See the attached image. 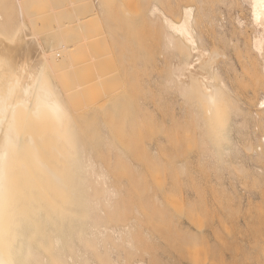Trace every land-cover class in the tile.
Instances as JSON below:
<instances>
[{"label":"bare ground","instance_id":"bare-ground-1","mask_svg":"<svg viewBox=\"0 0 264 264\" xmlns=\"http://www.w3.org/2000/svg\"><path fill=\"white\" fill-rule=\"evenodd\" d=\"M93 1V9L97 13L101 10L102 1ZM149 2L152 3L148 5V9L146 8L148 16H142L149 17L152 21H156V24L158 22L155 27L158 26L163 32L162 49L167 55L165 56L168 66L167 63L164 64L167 67L164 66L162 75L157 69L150 78H143L144 84H141L143 89L147 88L146 90L148 87H157L160 81H162L161 85H158L161 86L160 88H163L162 85L168 87L166 88L168 106L165 110L168 111L169 108L172 123L171 161L167 168L169 178L172 177L171 180L174 179L176 184L177 175H199L200 171L208 169L213 174L207 173L214 178L212 181L218 182V179L220 181L223 179L221 182L225 187L229 185L228 188L235 186L241 188V185H245L247 188L249 186L244 184L245 182L242 183L246 176L241 173H249V175L254 173L255 178L252 177L254 174L249 177L256 180L255 186L259 183L256 187L264 189V0H151ZM35 4V0H3L0 4V264H145L142 258H135L140 253L137 249L140 245L136 247L139 243L135 245L133 241L137 231V224L133 222L138 212L133 205L132 194H137L139 189L138 182L142 179L141 166L128 163L129 156L126 151L120 148L108 133H104L108 140L105 145L107 152L113 153L114 159L110 163L108 154L103 153L102 160L95 158L92 143L83 139V132L76 115L70 111L66 103L68 99L70 100L71 95L68 92L73 86L70 85V88L66 85L68 79L65 77L68 71L74 68L72 60L76 57L77 48L72 46L74 43H68V38L63 39L60 34L54 38L51 45H44L40 36L43 32L39 31L41 32L39 34L31 23L30 11L35 8ZM168 4L172 5L169 7ZM119 9L123 12L126 8ZM124 13L127 15V11L123 12V16L126 17ZM95 17L98 18V14L94 16L97 22ZM128 22H130L129 18ZM97 23H100L99 20ZM56 24V29L60 30L58 23ZM94 55L97 57L96 53ZM76 89H72L71 93L76 92ZM116 104V102L112 104V109H125L121 103L120 108ZM138 106H141L139 111L131 113L133 124L128 121L132 129V126L136 128L138 125V120L134 119L133 115L137 113L141 117L154 113L145 97ZM111 107L107 108V113L110 110L112 113ZM126 110L124 111L127 112ZM92 111L89 110V114L90 112L92 114ZM137 115L135 118H138ZM246 121H251L252 127L259 130L253 129L255 132L253 138L257 141L254 144L242 138L243 133L247 132H242L243 129L240 128L244 127V122L247 125L250 123ZM128 123L125 124L127 127ZM190 124L198 130L194 138L199 141L197 142L199 145L192 144L198 146L195 152L190 150L191 144H186L187 147H191L187 149L185 145L182 147L179 143L182 138L179 136L181 127L184 130L189 127L193 129ZM252 127L249 130L252 131ZM251 131L250 135H252ZM182 132L184 134V131ZM187 132L185 139L191 135ZM196 132L195 130V134ZM120 134L118 137L122 138L123 134L122 137L119 136ZM247 135L249 136L246 134L244 137H248ZM138 138L139 136L136 135L130 142L131 151L137 155L138 146L141 145ZM241 138L254 147L244 145L240 141ZM251 147L253 150L250 149ZM244 149H250L251 152L248 153L249 151ZM156 152L152 150L151 153ZM193 162H197L194 168L191 167ZM113 171L121 173L120 181L116 180V173ZM257 177L263 183L260 182L261 180L257 182ZM182 181L177 183L181 184ZM210 181L207 183L210 184ZM221 182L211 183L223 187ZM126 183H129L131 192ZM200 185L201 183L198 185V190ZM187 186L188 184L185 186L181 184L183 188L177 189H183L184 193V187ZM192 186L193 189L197 188ZM142 191L144 193V190ZM123 210L131 214L135 211L136 213L133 214L135 216L131 215L133 220L128 219L129 222L124 220L123 223L121 219ZM253 217L260 220V223L264 221L263 214L253 213L248 216L250 219ZM243 218L245 220V216ZM176 226L180 227V225ZM187 228L188 226H185V230ZM182 232L186 235L183 230L178 234L182 236ZM192 233L190 231V234ZM143 235L148 241L153 236L152 233V236L149 234V238H146L147 233ZM242 235L246 234L242 233ZM183 236L178 238L183 239ZM178 238L176 242L173 241L175 244L181 242ZM170 239L166 241L167 244L164 242L162 245H170L171 248ZM190 242L188 238L182 241L186 248ZM263 243L261 241L259 245ZM192 246L189 247L190 252L195 250H192ZM179 249H177L178 254ZM145 250L146 253L147 247ZM153 251L155 253V250ZM173 251L174 249L167 253L171 258L174 257ZM258 252L256 250L257 254ZM164 254L166 255L165 252ZM160 257L165 256L161 253ZM177 260H179L178 256Z\"/></svg>","mask_w":264,"mask_h":264},{"label":"rangeland","instance_id":"rangeland-1","mask_svg":"<svg viewBox=\"0 0 264 264\" xmlns=\"http://www.w3.org/2000/svg\"><path fill=\"white\" fill-rule=\"evenodd\" d=\"M2 1L3 0H0V4ZM35 1H36L35 8L30 11L31 23L37 29L38 32L39 31L43 32V33L39 32V34L41 33L40 36L41 38H43L44 45L45 46L51 45L53 43L54 38L58 37L57 35L60 34V36H62L63 39L67 40L68 38L67 40L68 43L69 42L70 44L74 43L72 44V46L74 45L73 47L75 48L76 46L77 48L75 50L76 57L75 59L72 60V62L74 63V68L73 69L71 68L65 77L68 79V82L66 83V85H69V86L72 85L73 90L75 88L77 89H76V92L74 91V93L73 92L71 93V91H73L72 89H69L70 90L69 92L67 91L68 94H70L71 96H70V100L68 99L66 103L70 111H72L76 115L79 127L82 129V132H83L82 133L83 139L86 142L92 143L93 154L95 158L97 160H102L101 154L103 153V154H108V159L110 163L112 162V159H114L113 153L107 152V149H106L107 146L105 145V142L108 140L105 138L106 134L104 133H108L113 138V140L117 143V145L126 151L127 155L129 156V159L127 160L128 163L130 164L132 163L134 165L140 164L139 166H141L142 179L138 182V188H139L138 192L137 194L131 193L132 196H134L133 205L137 209L138 213H136L135 211L132 212L133 214L136 213V216H135L131 214V212L129 213V211L123 210L121 212L123 215L121 218L123 220V223H125L124 220L125 221L127 220V222H129L130 220L128 221V219H132V217L135 216L134 217L135 221L133 223H135V225L137 224L139 228L138 229L136 226L137 231L138 230L139 231L137 235H136L137 233L136 231L135 236H134L135 238L133 237L134 244L136 245L137 242L139 243L136 245V247L140 245L137 248L139 249L138 251L140 253L137 254L138 256L136 255L135 258L136 259L142 258L145 264H163V263L172 264L173 261H174L173 264H208V263L209 264H240V263L241 264H249V263L250 264H253V263L264 264V257H263L264 256V252H263L264 243L263 245L262 244L259 245L261 241L264 242V238H263L264 237V221L260 223L259 222L260 220L255 219L256 217L255 218L253 217L251 219L248 218L249 214H253V213L254 215L258 213L264 215V189L262 187L260 188L256 187L258 186L257 184H259L257 183L258 180H261V179H258L257 177V182H256L257 184L255 183L256 184L255 186L254 181L256 180H252L253 178L256 177L254 173H251V174H254L253 176L250 174L253 178H250L251 176L249 175V173L248 174L241 173V175L246 176V178L240 175L241 177H244V179L242 180L241 178L240 181L242 180V183L245 182L244 184H247L249 187L246 188V186L243 184L246 188V189L244 188L245 191L243 190L244 186H242L241 184H238V185H241V188L240 186H235L236 188L235 187L228 188L229 185H226V187L228 186L226 188L221 182L223 179H221V181L220 179H218L219 180V181L217 180L218 182L213 180L214 181L213 183L212 181V179H214L212 177L213 174L209 172L210 170L208 171L207 169L202 172L200 171L199 175L198 174H195V175L190 174V175H185V176L179 175L181 176L180 177L181 180H183L181 182L182 186L183 185L185 186V184L186 185L188 184V186L190 185L189 188L188 186L184 187L186 190L184 189V193H183V189H177V188H183L181 187L180 183H177V181H181L179 180V176L177 175L175 177L176 184L174 183L175 182L174 179L173 181L171 180L172 177L171 179L169 178L170 174L167 168L171 161L170 135H172V133L170 131V128L172 129L171 127L172 123H171V116H170L171 113H170L169 108H167L168 111L165 110L166 107L168 106L167 105L168 95L166 94L168 93L167 92L168 90L166 89L168 87L166 86L165 88L164 87L165 85H162L163 88H160L161 86L160 87L158 86V85H161L162 83V81H160L157 87L154 86V88L152 87L150 88L147 86L148 90H146L147 88L143 89L142 87L143 85L141 84V83L144 84V82H142L143 78L144 79L150 78L154 73L157 72L156 71L157 69H159L158 73L160 74L163 71L164 66L165 67L168 66V60L166 61L167 55L165 51H163L162 49L163 42L161 41L162 40L161 37H163V32L158 26L155 27V25H157L158 22L156 24V21L154 20L152 21L149 17H148L149 19L146 18V16H148L147 15V9L149 7L148 5L152 3V2H149L151 0H101L102 1L101 10L97 13L94 12L95 10L93 9V5H92L94 2L93 0H35ZM168 5L170 7L172 4H168ZM90 7L93 9V12ZM119 8H124V9L126 8L125 10L123 9L124 10L123 12L127 11V15L126 13H124L126 17L123 16V12H120L121 10ZM72 9L74 10L72 11ZM74 11H76L77 13H75ZM128 12L130 15L128 14ZM94 13L96 14L94 15ZM97 14H98V18L97 17L95 18H96V21L98 22L99 20L100 23L95 22L94 16H96ZM142 15H146L144 16V18L148 19L151 22L144 19ZM128 18L130 21L128 22L129 25L133 21L132 25L130 26L127 23ZM54 23L55 24L58 23L60 30L56 29L57 27H55ZM68 24L70 27L68 26ZM156 28L157 29L159 28L158 30H161V32L158 31ZM160 33H162V36H160ZM161 42H162V45H161ZM95 53L97 54V57H95L96 56L94 55ZM93 63L95 65H91ZM164 64H166L167 66ZM77 65L78 67H75ZM114 70H117V71L115 72ZM164 72H163V75L166 74V72L165 74ZM140 80L141 82H139ZM91 85H92V88H91ZM163 89H166V91H164ZM113 97H115V99L118 98L116 100L120 102L116 101ZM144 97L148 105L151 107V109L154 110V113L147 115V116L146 114L145 116L141 115V117L138 116L136 113L138 118H135L136 115H133L135 116L134 119L138 120V123H137L138 125L136 126V128L135 126H132L133 127L132 129L130 128L131 127L130 124L131 123L133 124L131 120L133 119V117L131 116V113L134 114L135 112L139 111V108H141V106H138V105L140 102L142 103V98ZM113 99L117 103L116 105H119L121 103L122 106L125 108L124 110H126L127 108L129 110L127 109L126 110L127 112H125L123 108H120L121 105H119L120 109L118 108L117 110L112 109L113 108L112 104L113 105L115 104ZM137 100H139V102ZM109 107H111V109L113 110L112 113H110L111 112L110 110L109 112L110 114L107 113L108 112L107 108L109 109ZM89 110L90 111L93 110L92 114L90 112L91 116L89 114ZM92 116H95V118L93 117L94 118L93 119ZM129 120L131 121V123H128ZM125 121L126 123L129 124L128 127L126 126L127 124L125 123ZM123 122L124 124L122 125ZM246 122L247 123L250 122V123L247 125L244 122L245 125L243 123L244 127L240 128V130L243 129L241 130L242 132H247V133H243L244 136H246V134H249L250 137L247 135L248 137L243 136L242 138L246 141H249L251 144H254V142L255 143L257 142L256 139L253 138V135H255L254 131H259V130H257L258 128L254 129V127H252L253 124L251 121H246ZM125 126L127 127V129L124 128ZM189 126H192L193 129L189 127V129L184 130L181 127V130L184 131V134L180 130L181 132H179V136L180 138L181 137L182 138L181 139L179 138L180 139L179 143L181 144L182 147H184L183 145L187 147V145L191 144L189 146H191L192 148L189 146L188 147L191 148L190 150L192 151L194 150L195 152L198 149L197 148L198 146H193V145H195V143L199 141H197L194 137L197 136L198 130L191 124ZM240 126H242L241 123H240ZM249 126L252 127L251 128L252 131L249 130L250 129ZM245 127L246 128L249 127L248 131H246L247 129ZM194 129L197 131L196 134H195ZM250 131L252 135H250ZM186 132L188 135L191 134L189 135L190 137L188 136L187 139H185ZM118 134H120L119 136L121 137L123 134V137L122 138L118 137ZM136 135L139 136L138 140H139V143L141 144V145L139 144L140 146H138V152L140 153V154L138 153V155L133 153L130 148V142L136 137ZM242 138L240 141L244 145L248 144L247 145L248 147L253 146L251 144L249 145V142L247 143L246 141H245L246 142L245 144ZM196 145H199V144L197 143ZM188 147L187 149H189ZM250 149L253 150L252 147ZM250 149H246L249 151L248 153L251 152ZM152 150L153 152H156V151L157 152L151 153ZM149 157L151 158L149 159ZM149 161L152 164L155 163L154 166L151 163H148ZM196 163L197 162L195 163L193 162L191 164V167L194 168V165H196ZM113 173H116V172L113 171ZM207 173L209 174L211 173L212 175H209ZM115 175H116L117 181H120L122 179L121 178L122 175L120 172L119 173L117 172ZM192 180H194V182ZM171 181L175 184L174 188H173L174 184L171 183ZM189 181L190 182L192 181L191 184ZM208 181H210V184L207 183ZM211 182L213 184L215 183L220 184L219 182H221V186L223 185V187H220V185H217V184H216L217 186L213 185ZM260 182H262V180ZM195 183L196 184L201 183V185L199 186V190H198L199 184L196 185ZM192 185H194L197 188L193 189L194 187ZM126 186L131 192L132 189L129 183H126ZM146 186H148L149 188H147ZM191 186L193 188H191ZM142 190H144V193ZM194 192L196 195L194 194ZM153 197H154V200H153ZM155 199H159L158 201L156 200L157 203ZM169 199H171L172 201ZM158 205L159 206L161 205V206L159 207ZM154 207H157V208H154ZM160 208H163L164 210H161ZM163 214H164V217H163ZM244 216H245V220L243 218ZM179 218H181L180 219L181 222ZM176 225H180L182 229H180V227ZM190 225L192 228L190 227ZM185 226L186 227L188 226L191 233L192 232L193 233L190 234L189 230H188L189 231L188 233L187 231L188 228L185 230ZM150 227L153 229H151ZM143 229H145V231H143ZM182 230L185 231L186 233L185 235L184 232H182L184 235V236L182 235L183 239L180 238L182 237L181 234L180 235L178 234L179 231H182ZM142 232L144 234L147 233L148 237L146 236V238H149L150 237L149 234L151 235V233L154 237L151 235L152 237H150L151 239L149 238V241H150L149 242L147 239H144L145 235H143ZM242 233L246 235L244 236L242 235ZM173 235L175 237L177 236V238L178 236H180L178 240L179 241L181 240V242L175 244L173 241L176 242L177 238H175ZM247 235H248V239H247ZM153 238H154V241H153ZM164 238L166 240H164ZM167 238L168 239L171 238L170 239L172 241L171 248H170V245L168 246L165 245L168 242ZM172 238H175V239H172ZM186 238L191 240L190 242L191 246L193 245L195 247L193 248L192 246V250L195 249L193 252H190L191 251L190 244L186 248L184 244L182 243V241H184ZM192 239H193V242H195V244L192 242ZM178 240L177 242H179ZM164 242L165 244L162 245V243ZM177 245H179L180 247ZM195 245L197 246V248ZM145 246L147 247L146 253L144 252L146 251ZM175 246H177L178 248L177 247L175 248ZM163 248L169 252H166L165 250H163ZM173 249L174 251L172 253L174 257L171 258L169 255H167V253L169 254L170 250L172 251ZM177 249H179L178 251L179 254L177 253ZM153 250H155V253ZM175 250L177 254L175 253ZM256 250L257 252L259 251L258 252L259 256L256 253ZM158 251H160L159 252L160 254L158 253ZM254 251H255V254H254ZM149 252L150 254H147ZM164 252L166 253V255L164 254ZM161 253L165 257L161 258L162 257V256L160 257ZM184 253H185V256H184ZM152 255L157 258L156 259L155 257L152 258L151 257ZM254 255L255 257H253ZM149 256L152 258V260ZM177 256L179 260H177ZM169 257L172 259V261ZM257 259L258 261H256Z\"/></svg>","mask_w":264,"mask_h":264}]
</instances>
